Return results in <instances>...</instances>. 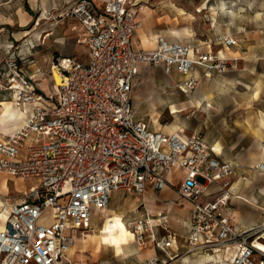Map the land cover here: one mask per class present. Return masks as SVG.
Returning a JSON list of instances; mask_svg holds the SVG:
<instances>
[{"label":"built area","instance_id":"obj_1","mask_svg":"<svg viewBox=\"0 0 264 264\" xmlns=\"http://www.w3.org/2000/svg\"><path fill=\"white\" fill-rule=\"evenodd\" d=\"M141 9L139 0H104L102 6L74 0L63 8L61 16L84 28L88 58L54 55L50 72L56 69L60 82L53 78L48 91L20 62L21 47L35 45L31 38L12 44L0 60V93L9 92L27 111L20 126L0 136V173L37 177L23 198L8 204L0 264H75L69 252L77 236L93 227L95 211L108 207L119 190L142 195L127 219L122 215L140 245L151 242L171 258L169 249L183 237L187 251L219 255L233 248L232 264H254L256 253L264 255L250 238L255 226H237L229 210L234 198H243L235 176L249 180L250 172L264 171V161L245 168L199 132L151 128L138 116L133 90L140 64L179 73L186 91L198 85L200 69L208 75L223 62L202 43L163 33L153 47H135ZM217 37L225 46L239 44L236 35ZM174 167L184 170L176 190L192 205L185 235L171 226L168 211H151L144 197L149 185L169 184ZM165 263L154 255L146 264Z\"/></svg>","mask_w":264,"mask_h":264},{"label":"rangeland","instance_id":"obj_2","mask_svg":"<svg viewBox=\"0 0 264 264\" xmlns=\"http://www.w3.org/2000/svg\"><path fill=\"white\" fill-rule=\"evenodd\" d=\"M72 1L74 0H0V42L4 39L14 42V37L19 39L23 36L24 29L28 26L33 27L29 35L37 43L39 63L46 70H49L48 60L57 50L62 53L75 52L85 58L87 46L76 42L75 37L77 34L81 35L80 23L71 17L60 15L62 9ZM148 4L152 8L150 29L154 33L179 39L166 34L165 30L187 27L189 33L182 40L212 42L213 51L219 54L223 62L209 75L200 69L198 85L186 91L179 85L182 75L168 74L160 66H155L154 69L153 65H148L137 77L133 90V102L138 116L151 128H157V119L163 125L172 126L174 131L187 134L199 132L211 144L220 142L222 149H216L220 155L245 168L264 160V0H149ZM70 25L72 31L67 30ZM52 29L54 34L45 38L46 32ZM220 33L236 35L239 44L223 45L217 37ZM56 38L60 41L63 39V42H58ZM4 54L5 49L0 45V60ZM44 78L49 86L53 85L50 70L40 81ZM171 102H185L186 108L172 112L169 106ZM48 103L54 104L52 100ZM3 135L0 132V136ZM250 173L249 179L258 175L257 179L263 180L264 187V171ZM4 176L8 179L10 192L6 194L0 189V196L4 200V203H0V213L8 212L9 202L23 198L25 187L37 180V177L25 178L8 173L0 174V180ZM235 181L239 183L240 194L244 196L245 191H249V184L240 180L238 174ZM252 190L254 191V183ZM141 196L122 190L114 191L105 213L114 211L127 219L130 209L139 202ZM100 210L95 211V227L100 225L104 214ZM235 210H238L237 216L234 215ZM244 214V201L236 200L231 205V215L237 226L244 224ZM4 221L0 214L1 226ZM261 234H264V221L255 224L250 238L255 239ZM261 239L264 241V236ZM233 251L235 250L231 248L218 256L211 251L194 252L183 247L171 251L172 257L166 256L165 264H222L216 261L217 256L231 262ZM127 253L117 254L115 247L107 243L99 248L90 245L84 250L77 248L70 252L75 264H146L137 254ZM186 254H190V257L184 258ZM262 258L264 259V255L256 253L254 264H262Z\"/></svg>","mask_w":264,"mask_h":264},{"label":"crops","instance_id":"obj_3","mask_svg":"<svg viewBox=\"0 0 264 264\" xmlns=\"http://www.w3.org/2000/svg\"><path fill=\"white\" fill-rule=\"evenodd\" d=\"M93 1L98 6H102L104 3V0H93ZM139 16L142 19V26L139 29H137L134 33V36H133L134 45H135V47H145V48L153 47L155 44V41L152 43V45H150V42L149 41L144 42V38H143L144 36H150L151 34H155V38H156V35L158 34V33H154L150 29V23L152 22V15H150V13L148 14V13L140 11ZM73 19H75V18H73ZM75 20H77V19H75ZM77 22L80 23L78 20H77ZM79 25H80V28L82 29V31L79 32V33H81V35H78V34L75 35V37L77 39L76 42H81V43L86 44L87 55L84 58L82 55L76 54L75 52H73V53L69 52L68 54H74V55H77L78 57H80L82 59H86V58H88V45H87L86 40H85L86 36L84 33V28L82 27L81 24H79ZM32 29H33V27L29 28L27 26V28L24 29L23 36H20L19 39H18V37L15 36L14 42L16 41V44H19L20 42H18V41H20V39L25 38V37L31 38L32 41L34 42L33 36L29 35L30 31ZM67 30L72 31L73 30L72 25H70V27H68ZM47 32H49L47 34V37H48V36L54 34V29L49 30ZM179 40H181V39H179ZM59 41L60 40H58V42ZM14 42L12 40H9V39H4L3 42H0V45L3 46V49H5V51H6L7 49H9V47L12 44H15ZM60 42H63V39H61ZM36 46H37V43H35V45L32 47H27V46L21 47L20 52H19L20 57H21L20 62L22 64L24 70L27 73L34 75L38 86L41 87L42 89L48 91L51 86H49L47 79L44 78V80L41 83L40 78H42L46 74V72L50 70V63L53 59V56L58 54V53H62V52L57 50V53L54 54L50 58V60H48L49 61V70H46L43 67V65L39 63V49L36 48ZM202 46L204 49H209V48L212 49V44H209L205 41H202ZM16 51H18V50H16ZM148 65L149 64H144V63L140 64V70H139L137 77H139V75L142 74L143 71H145V69L148 67ZM155 66H160L162 68L161 65H155ZM155 66H153L154 69L156 68ZM173 73L179 75V73H177V72H173ZM44 83H46V84L44 85ZM0 97H11V94L9 92L4 91V92L0 93ZM25 109L26 110L30 109V106L27 105L25 107ZM25 112L27 113V111H25ZM14 128L15 127L9 128L7 125L0 124V132L3 134L9 133ZM6 130H7V132H6ZM178 173H179V177H177ZM0 174H3V173H0ZM183 176H184V170L180 167H174L168 173V178L170 180V183L161 189H155L154 187L149 185L146 188V191L144 192V197L146 199V205L151 211H153V212H156L159 210L168 211L171 226L173 228L177 229L181 234L185 235L187 232V228L185 226V223L190 216V210H191L192 205L188 200L180 197V195L178 194V192L176 190V185L179 184V182L181 181ZM257 176L258 175H254L251 180L249 179L246 181L247 182L246 184L247 185L249 184L248 185L249 191H245L243 198H234L230 203L229 210L231 212V205L233 203H235L236 200L241 199L244 201V211H245V214L243 217L244 224L239 226V227H253V226H255L256 223H260V222L264 221V187L262 186L263 180L257 179L258 178ZM25 178H28V177H25ZM252 183H254V191L252 190ZM29 185H31V184H29ZM28 186H26L25 188H27ZM124 192H127V191H124ZM128 193H134V192L129 191ZM136 194H139V193H136ZM139 195H141V194H139ZM139 197L140 196H138V198ZM93 227H94V221H93ZM159 233L164 234V231L162 229H159ZM79 236L80 235H78L77 238ZM137 244L138 243H136L135 240L131 241L128 244H125L122 253L128 252L127 254H137L136 256H138V258H141L140 260L144 261V263H147V261L151 257H153L154 255H158L160 257V259L165 260V262H166V256H167L166 253L162 249H160L159 247H156L155 245H153L151 242H148L147 244H145L143 246H140V244H138V245ZM183 247H186V245L184 244L183 237H180L178 242L176 244H173V246L169 250L171 253V251H175V250H178V249L183 248ZM70 252H71V249H70ZM122 253H117V254H122ZM183 257L188 258V257H190V254H186Z\"/></svg>","mask_w":264,"mask_h":264},{"label":"bare ground","instance_id":"obj_4","mask_svg":"<svg viewBox=\"0 0 264 264\" xmlns=\"http://www.w3.org/2000/svg\"><path fill=\"white\" fill-rule=\"evenodd\" d=\"M142 4V12L150 13L149 0H139ZM194 17V16H192ZM189 29L187 27L181 28H170L166 29L165 33L168 35H174L179 39H183V37L189 33ZM47 34L45 35V38ZM144 42L149 41L150 45L155 41V34H151L150 36H144ZM222 56L224 57L223 51H221ZM210 73H208L209 75ZM53 78L56 79V82H60V74L59 72L54 69L53 73L51 74ZM43 80H41L42 82ZM46 83H44L45 85ZM47 86V85H46ZM170 108L172 112L180 111L186 108L185 102L177 104L175 102L170 103ZM26 112L23 109H20L16 106L12 98H1L0 99V124L7 125L9 128L18 127L20 126L25 120ZM156 126L159 129H163L167 132H173L174 128L170 125H163L162 123L158 122L156 119ZM7 132V130H6ZM215 148L220 151L222 149L221 143L217 142L215 144ZM0 189L5 192L6 194L10 192L9 182L6 176H4L0 180ZM1 193V192H0ZM0 203H4V200L0 196ZM109 208L105 207L102 208L99 212L104 213L102 216V220L98 227H93L88 231H84L81 234L76 242L71 247L72 250H76L77 248L85 249L90 245H95L96 248H99L103 243H107L113 245L115 247L116 253H122L124 249V245L130 243L131 241L135 240L136 234L134 229L129 227V225L125 222L122 215L117 212H109L105 213V211ZM7 211H2L0 214L5 219L7 216ZM234 215H238V210L234 211ZM1 227V225H0ZM264 234L257 236L254 239L255 246L264 253V241L261 239ZM219 256V255H218ZM216 258V261L222 264H231V262L227 261V258ZM228 257V255H227Z\"/></svg>","mask_w":264,"mask_h":264}]
</instances>
